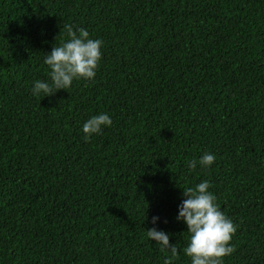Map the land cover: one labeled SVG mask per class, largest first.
Returning a JSON list of instances; mask_svg holds the SVG:
<instances>
[{
	"label": "trees",
	"instance_id": "trees-1",
	"mask_svg": "<svg viewBox=\"0 0 264 264\" xmlns=\"http://www.w3.org/2000/svg\"><path fill=\"white\" fill-rule=\"evenodd\" d=\"M66 24L103 41L96 75L34 95ZM205 180L222 264H264V0H0V264H191L176 217Z\"/></svg>",
	"mask_w": 264,
	"mask_h": 264
},
{
	"label": "clouds",
	"instance_id": "clouds-1",
	"mask_svg": "<svg viewBox=\"0 0 264 264\" xmlns=\"http://www.w3.org/2000/svg\"><path fill=\"white\" fill-rule=\"evenodd\" d=\"M64 28L68 40L60 46L52 47L50 54H45L44 63L51 70V83L37 80L33 88L34 95L42 92L44 97H50L57 91L70 87L74 79L91 80L96 75L103 41L91 39L89 32L84 28L74 29L68 24ZM111 123L112 120L106 113L88 119L82 128L85 140L93 134H99L102 127L110 126ZM215 159V155L205 153L199 164L206 168L212 165ZM196 167V160L187 164L189 171ZM210 187V183L205 180L194 188L182 190L184 199L178 208L176 220L183 221L187 226V233L190 234L184 253L191 258V264H222V259L235 251L230 241L237 226L219 210L216 197L209 191ZM157 220L158 217H153L152 223L155 224ZM146 233L151 241L161 246L162 251H170L172 258L178 256L177 246L169 243V234L156 228H151ZM164 264H172V259H165Z\"/></svg>",
	"mask_w": 264,
	"mask_h": 264
}]
</instances>
